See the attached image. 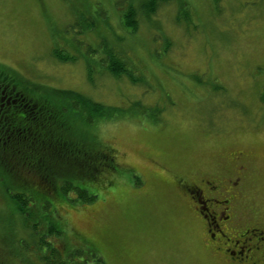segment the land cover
Instances as JSON below:
<instances>
[{"label": "rangeland", "instance_id": "1", "mask_svg": "<svg viewBox=\"0 0 264 264\" xmlns=\"http://www.w3.org/2000/svg\"><path fill=\"white\" fill-rule=\"evenodd\" d=\"M144 2L0 0V64L38 88L116 109L91 135L113 164L87 187L95 198H56L48 219L67 246L88 244L104 264H232L206 246L204 221L179 180L207 175L224 185L228 154L243 152L230 234L248 232L259 250L246 264H264V0H158L149 15ZM130 7L132 32L121 23ZM106 48L122 55L127 74L104 68ZM4 184L12 179L0 176V264H41ZM31 204V221L44 227L48 216Z\"/></svg>", "mask_w": 264, "mask_h": 264}, {"label": "trees", "instance_id": "2", "mask_svg": "<svg viewBox=\"0 0 264 264\" xmlns=\"http://www.w3.org/2000/svg\"><path fill=\"white\" fill-rule=\"evenodd\" d=\"M157 1L145 0L142 12L153 13ZM136 15L130 7L123 16L121 23L129 32L136 26ZM89 24L92 28L93 22ZM88 51L96 49L88 47ZM54 52L58 60L74 59ZM100 63L116 77L129 72L122 55L113 48L104 50ZM131 80L137 82L136 78ZM115 113L116 109L73 91L38 88L0 64V168L4 173L0 176L13 182L2 188L13 203V213L23 219V228L34 237L41 264H104L97 250L88 244L67 246L62 229L48 218L56 214V198L76 203L95 198L87 187L100 179L103 166L110 169L113 164L109 148L94 149L97 141L92 136L96 124L113 118ZM27 172L39 182L31 185ZM134 180L139 182L138 177ZM33 202H38L39 209L48 216L44 227L39 220L30 219L35 210ZM19 241L26 244L24 238Z\"/></svg>", "mask_w": 264, "mask_h": 264}, {"label": "flooded vegetation", "instance_id": "3", "mask_svg": "<svg viewBox=\"0 0 264 264\" xmlns=\"http://www.w3.org/2000/svg\"><path fill=\"white\" fill-rule=\"evenodd\" d=\"M228 155L227 159L231 163L230 170L226 171V174H223L225 178L220 180V183L224 182V185H218L207 175L193 182L181 179L179 184L184 194L191 199L189 208L193 207V210L204 221L206 246L218 252L232 264H246L253 260V255L258 252L259 245H252L255 239L246 238L248 232L230 234V231L236 227L235 221H238L234 207L240 194L239 184L243 173V164H240V161L245 158L246 154L238 152ZM231 155L233 158L229 159ZM227 223L231 224L230 229Z\"/></svg>", "mask_w": 264, "mask_h": 264}]
</instances>
